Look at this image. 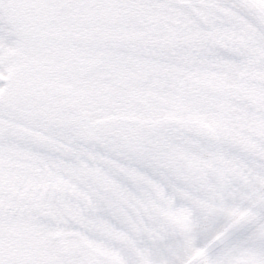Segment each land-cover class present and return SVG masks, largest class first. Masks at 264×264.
<instances>
[{
  "label": "snow or ice",
  "instance_id": "6c2138e0",
  "mask_svg": "<svg viewBox=\"0 0 264 264\" xmlns=\"http://www.w3.org/2000/svg\"><path fill=\"white\" fill-rule=\"evenodd\" d=\"M81 16L96 21L93 31L56 33L58 20ZM126 19L137 21L133 38L114 31L113 21ZM114 60L137 80L88 114L90 133L23 110L29 95L71 98ZM208 75L223 87L205 85ZM156 95L186 114L157 110ZM106 115L115 119L97 123ZM20 151L62 183L40 187L35 177L36 187L13 194L6 162ZM134 176L159 186L164 200L146 199ZM159 204L190 212V224H171ZM57 233L67 247L32 239ZM83 241L118 253L121 264H264L259 0H0V264H110L91 249L83 254Z\"/></svg>",
  "mask_w": 264,
  "mask_h": 264
},
{
  "label": "flooded vegetation",
  "instance_id": "af4514ba",
  "mask_svg": "<svg viewBox=\"0 0 264 264\" xmlns=\"http://www.w3.org/2000/svg\"><path fill=\"white\" fill-rule=\"evenodd\" d=\"M95 26L96 24H93L89 26V28L87 29L91 32L95 28ZM55 28L58 34L61 32V28L64 29L63 26L57 22ZM107 63L108 62H105V64L93 70L87 75L86 81L90 82V89H91V90L90 89L87 90V92L96 89L95 78H99V79L102 78V75H104L102 70L104 67L107 66ZM106 77L108 79V76ZM124 79L125 77L122 78L121 80L120 79L118 80L117 78H113L110 81L104 80L105 85L112 90V93H110L111 95L109 94L107 99L101 100L104 109H107L108 107L111 106V102H112L111 97L113 95L119 94L118 90L126 91V86L129 84V82L125 83L123 81ZM78 88H81V85L78 86L76 89H74V93L71 98L59 99L54 101L48 100L43 96L29 95L25 99L24 107H27L26 111L27 114L29 115L45 114L51 118H62L67 122L75 124L84 132L90 133L91 130L87 127V123H86L87 120L86 113L82 109V105L79 104L80 102L76 101V100H80L78 98V92H79ZM115 90L117 92H115ZM121 103H123L122 98H121ZM113 119H115V117L106 115L103 117L102 120L97 121V123H106ZM6 126L16 127L11 123V121L7 122ZM20 130L28 135L36 136L42 143H46V144L55 143V141H53L52 138L42 136L39 133L33 132L31 129H20ZM61 147H64L66 151H70V149H67L66 146H61ZM6 163L8 167L7 180H8L9 188L13 192V194H15V192L17 191L16 187L18 183H20V185H23L25 187H36L37 185L35 184V180H34L35 177L41 178L42 183L39 185L40 187H49L52 186L53 183L59 186L62 183V181L58 180L55 177H52L51 173L47 168H43V169L38 168L37 167L38 161L32 158L30 154H28L27 152L24 151L13 152L8 157ZM89 171H92V173L96 175L98 179H102V180L106 179L103 176V174L98 171L95 170H89ZM134 179L138 184L147 186L142 190V195H144L146 199H148L147 194H149L151 197L152 193H155L156 196L159 198V200L161 201L164 200L163 193L160 190L159 186L155 184L150 185L151 182L148 181L147 178L145 177L134 176ZM149 189L151 191H149ZM126 199H127L126 194L123 193L118 194V200L121 203H124ZM158 206H160V209L164 213V215L170 219V222L175 223L176 226L177 224L181 225L183 222H187L191 220V214L188 211L172 210L169 207L163 206V204H159ZM241 264H246V262L242 261Z\"/></svg>",
  "mask_w": 264,
  "mask_h": 264
},
{
  "label": "rangeland",
  "instance_id": "374dc122",
  "mask_svg": "<svg viewBox=\"0 0 264 264\" xmlns=\"http://www.w3.org/2000/svg\"><path fill=\"white\" fill-rule=\"evenodd\" d=\"M259 2L264 6V0H259ZM114 15H115V17L123 16L121 13H115ZM69 18H75V17H69ZM136 24H137V21L135 19L134 20L126 19L123 21L115 20L113 26L115 28V32L118 35H125L127 37L133 38L137 35L136 31L134 30L136 27ZM61 30H62V28H61ZM102 72L104 75H102L101 79L95 78V82H96V87H95L96 89L95 90L87 92V90L90 89V82L89 81H87L86 84L81 85V88H78L79 89L78 90L79 91L78 92V98L80 100H76V101L80 102L79 104L82 105V109L85 111L86 116H88V114L94 108L98 109L101 106H103L101 100L107 99L109 94L112 93V90L105 85L104 80L110 81L113 78H117L118 80L119 79L121 80L122 78L126 77L127 78L126 83L129 82V84L132 81L137 80L136 75L125 64L121 63L118 60L108 62L107 66L103 68ZM106 76H108V79ZM104 77H105V79H104ZM137 82H139V81H137ZM202 82L205 85H207L208 87H213V88L223 87V81L220 80L219 78L213 76V75H208V76L203 77ZM154 91L158 92L159 87L157 86V88ZM115 92H117V91L115 90ZM104 93H107V94H104ZM149 99L154 103L157 110H166L169 112L170 115H172V116L177 115L179 117H182L186 114L183 107H181L179 105V103L171 102L170 98H167V97L160 98L159 95H156L154 97H149ZM26 109H27V107H24V109H23L25 111V113H27ZM203 122H205V121H203ZM151 184L152 183H150V185ZM18 185H20V183H18L17 186ZM16 189H17V187H16ZM147 198H148V200H151V197L149 194H147ZM154 206L156 207V205H154ZM156 208H157V210L161 216H163L165 218L167 217L161 211L160 206L157 205ZM34 240H36L37 243H39L41 245H51V244H53V242H55L60 247H67L68 243H69L66 239V234H63V233H57L51 237L43 238V239L39 238V237H35ZM89 249L94 251L99 256H102V257H105L106 259H108L110 261V264L121 263V257L118 253L111 252L110 250H107V249L94 247V245L90 241H83V248L81 249L82 253L86 255L87 251Z\"/></svg>",
  "mask_w": 264,
  "mask_h": 264
},
{
  "label": "trees",
  "instance_id": "16d2710c",
  "mask_svg": "<svg viewBox=\"0 0 264 264\" xmlns=\"http://www.w3.org/2000/svg\"><path fill=\"white\" fill-rule=\"evenodd\" d=\"M121 14L122 15H126V14H123V13H121ZM57 22L61 23V24H66L64 26V28H67V27H80L82 25L86 26L87 28H89V26H91L93 24H96V21L91 16H81L79 19H77V18H69V17L67 18L66 17L64 19L58 20ZM171 224L175 225V223H171Z\"/></svg>",
  "mask_w": 264,
  "mask_h": 264
},
{
  "label": "water",
  "instance_id": "95a60500",
  "mask_svg": "<svg viewBox=\"0 0 264 264\" xmlns=\"http://www.w3.org/2000/svg\"><path fill=\"white\" fill-rule=\"evenodd\" d=\"M173 119H179V118H173ZM201 123L204 124L203 122H201ZM204 125L207 126L206 124H204ZM189 224H190V222H186L181 227H185V226H187Z\"/></svg>",
  "mask_w": 264,
  "mask_h": 264
}]
</instances>
